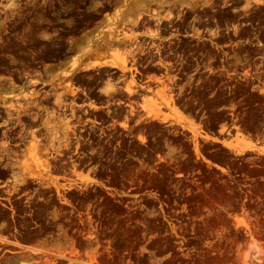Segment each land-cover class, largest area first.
<instances>
[{
    "label": "flooded vegetation",
    "instance_id": "flooded-vegetation-1",
    "mask_svg": "<svg viewBox=\"0 0 264 264\" xmlns=\"http://www.w3.org/2000/svg\"><path fill=\"white\" fill-rule=\"evenodd\" d=\"M114 3L0 0V264H91L86 252L24 251L28 240H54L75 205L77 222L84 219V188L71 180L93 169L103 183L108 164L135 159L133 129L149 127L135 103L152 80L172 79L180 90L182 79L198 77L199 62L235 60V48L240 62L264 63V0H165L140 13ZM116 10L119 38L98 41ZM89 39L96 51L81 54ZM115 41L128 51L124 63L86 66L108 58ZM131 78L138 85L126 90ZM108 81L113 90H104Z\"/></svg>",
    "mask_w": 264,
    "mask_h": 264
},
{
    "label": "rangeland",
    "instance_id": "rangeland-1",
    "mask_svg": "<svg viewBox=\"0 0 264 264\" xmlns=\"http://www.w3.org/2000/svg\"><path fill=\"white\" fill-rule=\"evenodd\" d=\"M163 2L115 0L114 6L135 5L140 13ZM122 11L113 13L112 22L104 18L106 30L94 38L110 33L118 39L113 28ZM106 47L108 58L86 66L121 65L118 59L128 51L116 41ZM80 51L96 48L89 39ZM240 54L235 48L228 50L235 60L199 62L198 77L182 79L180 90L172 79H153L147 96L135 103L149 118L148 129H133L135 159L108 164L110 178L103 183L93 169L71 180V186L84 188V219L77 222L81 209L75 205L72 222L59 226L54 240H28L32 247L24 252H86L93 264H264V152L252 144H264V63H242ZM137 85L131 78L124 87ZM114 88L108 81L104 90ZM174 91L189 99L176 102ZM162 94L171 98L168 104ZM148 97L159 106L157 116L147 113ZM23 162L21 168H36L33 161ZM76 198L71 194V201Z\"/></svg>",
    "mask_w": 264,
    "mask_h": 264
},
{
    "label": "bare ground",
    "instance_id": "bare-ground-1",
    "mask_svg": "<svg viewBox=\"0 0 264 264\" xmlns=\"http://www.w3.org/2000/svg\"><path fill=\"white\" fill-rule=\"evenodd\" d=\"M118 61H120L121 63H124V58H121V59H118ZM163 87V86H162ZM126 90H129V88L127 87L126 88ZM164 95L162 94L160 97H162V100H164V102L166 103V104H168L170 101H171V98H168V99H165L164 97H163ZM150 97V96H149ZM148 97V98H149ZM151 98H149V100H150ZM152 100V99H151ZM150 100V101H151ZM151 103H152V107H150L149 109H148V112L147 113H149V114H153L154 116H157L158 114H159V112H160V110H159V106L157 105V103L156 102H154L153 100L151 101ZM144 108H145V110H146V105H144ZM173 110H176L174 107H173ZM176 113H177V111H175ZM161 121H165L166 119H167V116L166 115H164V116H162L161 118ZM138 138L140 139V140H142L143 138L142 137H140V136H138ZM239 148V147H238ZM240 149V148H239ZM30 244V243H29ZM24 248H25V246H23ZM22 247V248H23ZM29 247H32L31 245H29ZM33 247H34V245H33ZM33 249V248H32ZM35 250V249H34ZM34 250H33V252H34ZM93 260V259H92ZM94 262V261H93ZM253 262V261H252ZM91 263H92V261H91ZM254 263V262H253ZM259 264H261V263H259Z\"/></svg>",
    "mask_w": 264,
    "mask_h": 264
},
{
    "label": "crops",
    "instance_id": "crops-1",
    "mask_svg": "<svg viewBox=\"0 0 264 264\" xmlns=\"http://www.w3.org/2000/svg\"><path fill=\"white\" fill-rule=\"evenodd\" d=\"M127 7H128V6H127ZM129 7H136V6H135V5H132V6H129ZM137 7H138V6H137ZM252 144H253V146H254L256 149H262L263 152H264V144H263V143L252 141Z\"/></svg>",
    "mask_w": 264,
    "mask_h": 264
}]
</instances>
